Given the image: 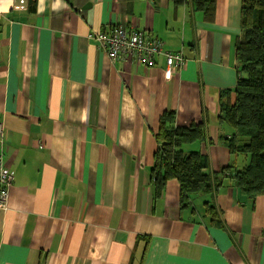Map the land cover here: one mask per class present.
Wrapping results in <instances>:
<instances>
[{"label":"crops","instance_id":"crops-1","mask_svg":"<svg viewBox=\"0 0 264 264\" xmlns=\"http://www.w3.org/2000/svg\"><path fill=\"white\" fill-rule=\"evenodd\" d=\"M240 3L215 0L203 20L171 0H0V151L13 176L0 264H264V195L226 177L181 208L178 181L156 197L151 177L164 111L178 127L205 123V140L182 148L205 153L210 172L245 163L218 120L237 80ZM118 24L157 35L184 65L165 77L163 54L111 62L94 36Z\"/></svg>","mask_w":264,"mask_h":264},{"label":"trees","instance_id":"trees-1","mask_svg":"<svg viewBox=\"0 0 264 264\" xmlns=\"http://www.w3.org/2000/svg\"><path fill=\"white\" fill-rule=\"evenodd\" d=\"M171 1L175 5L191 3L203 20L214 15L215 0ZM239 16L240 33L234 44L237 80L234 88L220 92L218 120L232 130L229 137L220 136V142L245 163L210 172L205 153L182 148L205 140V123L178 127L173 111L162 112L155 132L158 147L151 166L152 186L158 197L166 182L176 179L181 208L188 206L193 195H211L226 177L248 198L264 195V0H241ZM203 204L210 223L220 227L213 201Z\"/></svg>","mask_w":264,"mask_h":264},{"label":"built area","instance_id":"built-area-1","mask_svg":"<svg viewBox=\"0 0 264 264\" xmlns=\"http://www.w3.org/2000/svg\"><path fill=\"white\" fill-rule=\"evenodd\" d=\"M94 38L111 62L123 60L151 67L154 65L155 57L163 54L166 62L165 77H170L173 69H180L184 65L185 59L180 52L164 51L162 40L142 29L127 28L123 24H118L97 33ZM3 142L4 129L0 124V144ZM12 179L13 176L5 166L3 153L0 151V209H6Z\"/></svg>","mask_w":264,"mask_h":264}]
</instances>
